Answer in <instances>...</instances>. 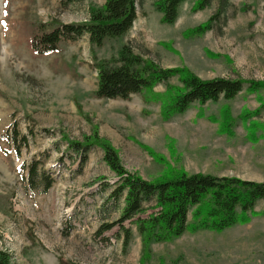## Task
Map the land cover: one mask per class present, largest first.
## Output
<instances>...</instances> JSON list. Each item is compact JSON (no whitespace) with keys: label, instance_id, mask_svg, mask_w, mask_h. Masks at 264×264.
<instances>
[{"label":"rangeland","instance_id":"obj_1","mask_svg":"<svg viewBox=\"0 0 264 264\" xmlns=\"http://www.w3.org/2000/svg\"><path fill=\"white\" fill-rule=\"evenodd\" d=\"M157 1L137 0V19L121 38L95 47L84 35L39 55L30 47L34 26L86 21L104 0L66 6L60 0H0V251L10 264H141L133 224H125L131 232L126 248L116 228L102 236L107 241L94 236L123 207V197L117 205L108 202L117 178L103 151L89 150L78 170L66 140L82 142L96 133L126 171L146 181L183 171L264 183V128L253 142L246 130L250 122L264 125V90L248 92L246 85L264 84V0H210L198 11L199 0H186L171 25L160 23ZM219 10L211 30L189 33ZM124 45L161 68H185L203 80H241L244 88L232 100L195 105L168 120L161 118L159 102L147 104L139 94L97 99L94 61L116 57ZM169 84L179 86L175 79ZM164 91L159 85L151 92ZM228 117L232 128L219 133ZM12 126L28 140L18 156L8 139ZM33 160L54 180L46 193L25 182L23 166ZM262 209L257 202L254 212ZM148 254L144 264H264V217L250 216L247 224L220 233H184L152 244Z\"/></svg>","mask_w":264,"mask_h":264},{"label":"trees","instance_id":"obj_2","mask_svg":"<svg viewBox=\"0 0 264 264\" xmlns=\"http://www.w3.org/2000/svg\"><path fill=\"white\" fill-rule=\"evenodd\" d=\"M78 1L80 0H60L63 6ZM185 1L158 0L154 7L161 15L160 23L173 24L178 16L179 7ZM220 1L223 5L226 0ZM209 2L210 0H199L194 4L193 10H202ZM219 13L220 10L189 33L200 35L211 30ZM136 19L137 0H104L100 8L89 10L86 21L34 26L30 36V47L36 54L48 55L57 52L60 43H72L84 35H87L91 45L101 47L105 41L123 37ZM94 69L97 71L94 97L127 100L130 96L139 94L147 104L151 102L161 104L160 115L163 120L181 115L195 105L201 107L220 100H232L245 85L241 80L225 78L203 80L185 68H161L153 61L135 55L126 45L119 49L116 57L95 60ZM171 79H175L179 86L169 84ZM159 85L165 86V91L158 95L152 93L151 91ZM246 85L248 92H256L260 88L264 90L263 83L252 81ZM244 115H241L242 123L247 125ZM227 120L226 124H222L224 122L218 124L219 133H229L233 122L230 117ZM263 128V124L250 122L249 126H246L248 140L253 142L256 131ZM44 132L49 133L47 130ZM29 133L32 136V131ZM8 139L17 156L21 148L27 147V137L21 135L16 126H12ZM66 141L67 150L74 153L78 159V170L86 163L89 150L98 147L103 151L104 163L117 178L108 196V202L117 205L123 197V207L119 218L113 222L102 223L94 236L107 241L102 236L116 228L117 234L122 238V247L126 248L131 239V232L125 224H133L141 241V264L148 260L149 247L152 244L175 240L184 233L202 231L220 233L232 226L247 224L250 216L264 217V183L243 181L235 177L190 175L183 171L146 181L126 171L117 151L108 141L99 139L96 133L82 142ZM40 166L41 163L36 160L26 167L23 166L26 169L25 182L29 190L46 193L54 180ZM259 201L262 202L263 209L257 214L254 208ZM150 210L151 212L147 213ZM66 234L67 232L64 233ZM0 264H10L8 253L0 251Z\"/></svg>","mask_w":264,"mask_h":264}]
</instances>
